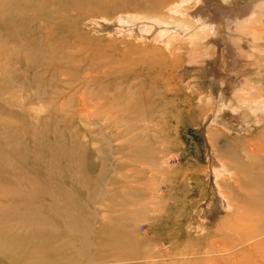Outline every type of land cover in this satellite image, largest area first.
I'll use <instances>...</instances> for the list:
<instances>
[{
  "label": "rangeland",
  "instance_id": "obj_1",
  "mask_svg": "<svg viewBox=\"0 0 264 264\" xmlns=\"http://www.w3.org/2000/svg\"><path fill=\"white\" fill-rule=\"evenodd\" d=\"M197 2L43 0L14 24L0 145L29 166L0 176V264H264V11L227 74L204 33L135 22Z\"/></svg>",
  "mask_w": 264,
  "mask_h": 264
},
{
  "label": "bare ground",
  "instance_id": "obj_2",
  "mask_svg": "<svg viewBox=\"0 0 264 264\" xmlns=\"http://www.w3.org/2000/svg\"><path fill=\"white\" fill-rule=\"evenodd\" d=\"M196 1H198L197 5L193 9L185 10V13H189V17H185V24H172L168 23V21L163 22L146 18L135 19V22L138 23L139 29L141 28L143 33L145 31L146 34H149L147 23L151 22L157 27L162 39H165L169 35L168 31L163 28L167 27L171 29L173 34H176L173 35L171 40L169 39V44H172V42L178 39L180 40L181 36H186L188 40H194L199 37L200 33H204L207 49L213 46L218 47V65L221 69L226 70L227 74L229 70L232 71L236 68L239 64V58L242 57V49L239 44V40H241V36L244 34L242 28L245 24L255 21L259 12L264 11V0H244V4L242 5L236 3V0ZM42 3L43 0H0V47L9 44L12 45L14 43L15 40L10 34V32L15 29L13 28L14 24L22 18H31L32 15H30L28 11L32 10L33 7H40ZM193 10L195 12H193ZM124 18L128 19L131 17L128 16ZM116 25H121V23L119 22ZM174 31L177 32L174 33ZM29 57L30 55L28 53L24 55L26 66H31L29 61L31 57ZM18 58L19 57L14 58L13 61H20V58ZM9 60L12 61L10 58ZM25 100L28 101V97H26ZM37 114L38 117H40L41 110L38 111ZM28 166V157H26V154L17 151L12 142L0 145V176L2 175L12 181L17 178L26 179L28 176Z\"/></svg>",
  "mask_w": 264,
  "mask_h": 264
}]
</instances>
